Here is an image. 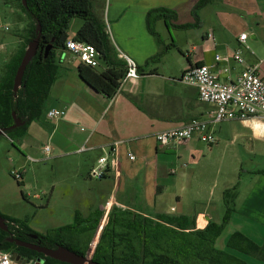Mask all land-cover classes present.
Masks as SVG:
<instances>
[{
	"label": "crops",
	"instance_id": "1",
	"mask_svg": "<svg viewBox=\"0 0 264 264\" xmlns=\"http://www.w3.org/2000/svg\"><path fill=\"white\" fill-rule=\"evenodd\" d=\"M106 1L92 0L93 13L100 21L105 22L106 18L114 49L139 63L141 79L132 88L127 87L124 92L109 98L96 92L80 78V61L71 52L58 51V77L52 85L42 117L32 122L27 133L14 143L8 136L0 137V143L6 145L2 159L8 161V156H13L9 165L12 172L19 171L22 178L34 172L37 163H73V171L79 176L85 174L90 181L96 182L98 188L95 192L101 194L100 198L92 194L87 197L89 204L97 201V209L90 210L82 218L95 212L105 213L109 217L112 210L118 208L150 218L161 213L194 216L198 229H204L210 222L221 224L227 211L223 199L226 189L221 193L225 205L222 218L216 217L212 199L208 204L200 203L197 202V195L193 199L203 208L193 205L190 211L185 210L184 200L176 191V207L157 209L165 192L161 169L163 156L168 149L163 151L158 148L156 134L182 126L195 118H209L211 106L199 101L196 89L180 81L181 74L187 68L199 63L214 65L216 55L231 56L240 50L245 64L259 65V73L264 79V0H212L198 11L200 27L194 29L169 27L164 20H159L156 23L159 34L158 25L161 23L171 32L200 31L197 36L200 45L188 52L186 63L183 60L173 62L178 66L169 60L174 49L183 54L177 40L168 42L160 34L164 44L169 46L163 52V46L148 30L146 16L152 9L167 8L177 12L174 24H192V9L199 0H109L105 13ZM243 33L248 34L245 43L239 40ZM75 36L69 35L70 40ZM161 52V57L156 59ZM224 65L223 62L219 64L220 67ZM246 65L232 61L233 75L240 73ZM100 67L104 71L107 65L101 61ZM52 109H64L66 114L62 119L50 121L47 114ZM212 130L217 139L214 145H218V148L226 144L234 146L235 158L241 159L243 154L245 158L264 159V120L226 121L213 125ZM118 140L123 142L117 156L118 165L114 168L111 166L107 176L102 179L91 178L90 170L97 165L99 158L110 154L114 142ZM200 144L196 136L181 145L180 158L185 154L194 155ZM47 146L51 147L49 155L45 152ZM83 147L87 151L79 153ZM129 152L136 156L135 160L127 157ZM261 172L264 169L241 170L237 174L235 210L228 223L235 221L233 233L241 232L257 244L264 243V173ZM184 176L182 174L174 183L183 180ZM107 180L113 181L112 187L100 185ZM76 212L71 211L73 221Z\"/></svg>",
	"mask_w": 264,
	"mask_h": 264
},
{
	"label": "trees",
	"instance_id": "2",
	"mask_svg": "<svg viewBox=\"0 0 264 264\" xmlns=\"http://www.w3.org/2000/svg\"><path fill=\"white\" fill-rule=\"evenodd\" d=\"M22 9L32 19L27 30V44L8 63V71L0 80V128L7 129L6 135L13 143L23 137L34 121H38L46 107L52 85L58 77L56 55L66 50L70 40L68 31L74 18L84 21L73 40L94 46L107 68L99 71L80 63V78L96 92L109 98L116 95L119 81L126 71L125 62L118 57L111 45L105 22L100 21L92 10V0H19ZM212 0H199L192 9L194 23L176 25L177 12L167 8L152 9L147 13L149 32L163 46L169 47L156 30V23L164 20L169 27L194 29L200 27L198 11ZM42 27V36L37 55L28 65L23 83L14 92V78L29 42L36 38L37 26ZM52 46L47 57L45 50ZM161 52L156 56L160 58ZM140 70V68H139ZM132 101H134L131 98ZM135 102V101H134ZM13 113L25 122L14 125ZM260 173V172H259ZM264 173V172H261ZM237 186L226 189L223 199L226 215L221 224L210 222L204 229H198L196 218L188 215L157 214L155 218L114 208L102 229L92 260L100 264H249L236 254L256 258L264 262V243L257 244L241 232H234L227 240V250H219L216 242L221 236L235 210ZM0 214L8 223L7 232L0 229V250L17 254L22 260H43V264H67L46 257L28 248L8 241L10 237L39 244L48 248L62 245L71 251L86 256L94 241L102 220V213L95 212L87 218L76 214L74 224L38 233L20 219ZM40 264V263H39Z\"/></svg>",
	"mask_w": 264,
	"mask_h": 264
},
{
	"label": "rangeland",
	"instance_id": "3",
	"mask_svg": "<svg viewBox=\"0 0 264 264\" xmlns=\"http://www.w3.org/2000/svg\"><path fill=\"white\" fill-rule=\"evenodd\" d=\"M8 1L0 0V19L10 27L8 32L0 31V38L5 43V49L0 52V80L7 74L8 63L27 44V30L33 24L32 19L22 9L19 0H12L11 3ZM105 3V13H107L109 0ZM107 23L105 18V24L108 27ZM80 25H83L82 19H72L68 34L76 35ZM158 31L168 42L176 39L181 47L183 54L175 49L170 53L169 60L172 63L175 61L186 63L188 52L193 47L200 45L199 38H197L200 34L198 29L191 32L174 30L171 32L161 23L158 25ZM98 70L102 71V67H99ZM1 140L0 142H2ZM5 146L4 143H0V212L2 214L18 217L26 221L30 227L46 233L48 229L74 224L75 218L73 221L70 216L71 211H77L76 214L86 217L90 210L97 209L95 206L97 201L93 200L91 204L87 202V197H90V194L100 198V192H95L98 188L97 183L90 181L85 174L79 176L74 172L73 165H71L73 163L51 164V161L37 163V169L32 173L29 172L23 180L18 182L12 175L9 165L13 156H8V161L2 159V155L5 154ZM9 147L12 148L11 145ZM179 154L180 146L168 149L166 155L163 156L161 170L165 192L157 204V209L170 210L172 206L176 207L175 193L179 192L184 200L183 208L185 210L190 211L193 205L203 208L202 204H196L193 199V196L197 195V202L200 203L208 204L212 199L216 217L222 218L225 212V205L221 200L222 190L237 186V174L241 170L264 169V159L245 158L243 154L241 159L235 158V147L229 144L218 148V145L210 146L201 142L194 155L185 154L180 158ZM182 174H185L184 179L174 183L176 179L181 178ZM102 184L104 187H112L113 181L107 180L100 185ZM108 218V215L106 217L105 213L102 214L96 240H98ZM70 222L71 224H69ZM227 225L216 242V247L219 250H227L226 243L235 231L236 222L232 221ZM236 255L249 264H264L250 256Z\"/></svg>",
	"mask_w": 264,
	"mask_h": 264
},
{
	"label": "built area",
	"instance_id": "4",
	"mask_svg": "<svg viewBox=\"0 0 264 264\" xmlns=\"http://www.w3.org/2000/svg\"><path fill=\"white\" fill-rule=\"evenodd\" d=\"M108 28L107 32L110 35ZM0 31H10V27L1 19ZM247 37V33L241 34L240 42L245 43ZM66 48L80 63L92 68L100 67V54L91 44L78 40H68ZM4 49L5 43L0 38V52ZM117 53L118 57L125 62L126 71L119 81L116 95L124 92L127 87L132 88L141 79L139 63L121 51H117ZM232 61L246 65L242 52L237 50L231 56L216 55V64L214 65L199 63L187 68L181 74L180 81L196 89L199 101L211 106L209 118L206 120L195 118L182 126L159 132L156 134V140L160 150L177 148L196 136L201 142L214 145L217 139L212 130L213 125L226 121H246L253 118L264 120V79L259 73V65H246L240 73L233 75ZM221 62L225 63L222 67L219 66ZM65 114L64 109H52L48 112L47 117L50 121H57L62 119ZM122 143L119 140L115 141L110 154L99 158L97 165L90 170L89 176L91 178L102 179L107 176L111 166L114 168L118 165L117 156ZM86 151L87 149L83 147L78 152L84 153ZM45 152L49 155L51 147L47 146ZM127 157L130 160L136 159V156L131 152L127 154ZM12 175L18 182L23 179L19 171H13ZM98 241L99 238L96 240L95 237L88 252L89 258H92ZM0 264H39V262L37 260L26 263L23 260L15 261L12 254L0 250Z\"/></svg>",
	"mask_w": 264,
	"mask_h": 264
},
{
	"label": "water",
	"instance_id": "5",
	"mask_svg": "<svg viewBox=\"0 0 264 264\" xmlns=\"http://www.w3.org/2000/svg\"><path fill=\"white\" fill-rule=\"evenodd\" d=\"M23 4L26 6V0H23ZM37 35L36 38L31 40L25 50V54L23 56V59L21 61V64L19 65L15 78H14V92L17 93L20 87L23 83V78L25 75V71L28 67V65L31 63V61L34 59V57L37 55L40 47V39L42 36V27L39 24L37 26ZM52 49V46H48L45 50V57L48 56L50 50ZM14 118V125L11 128L20 127L25 124L21 119H19L16 116V113H13ZM7 129H1L0 128V137L7 136L6 135ZM0 229L7 232L9 230V226L5 218L0 214ZM9 242L15 243L17 246L28 248L30 250H34L38 253L43 254L46 257L52 258L54 260L64 262L67 264H100L96 263L92 260V258H89L88 255L83 256L80 255L74 251H71L70 249L58 245L56 248H48L39 244H34L31 242L22 241L13 237H10L8 239ZM12 258L15 261H21L22 259L17 256V254H12ZM28 260H23L24 263H26ZM38 262L40 264H43V260L39 259Z\"/></svg>",
	"mask_w": 264,
	"mask_h": 264
},
{
	"label": "bare ground",
	"instance_id": "6",
	"mask_svg": "<svg viewBox=\"0 0 264 264\" xmlns=\"http://www.w3.org/2000/svg\"><path fill=\"white\" fill-rule=\"evenodd\" d=\"M14 237V236H13Z\"/></svg>",
	"mask_w": 264,
	"mask_h": 264
}]
</instances>
